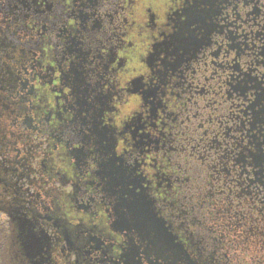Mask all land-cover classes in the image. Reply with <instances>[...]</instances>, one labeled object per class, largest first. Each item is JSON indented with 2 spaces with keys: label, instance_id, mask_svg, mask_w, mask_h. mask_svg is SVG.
I'll return each mask as SVG.
<instances>
[{
  "label": "flooded vegetation",
  "instance_id": "af4514ba",
  "mask_svg": "<svg viewBox=\"0 0 264 264\" xmlns=\"http://www.w3.org/2000/svg\"><path fill=\"white\" fill-rule=\"evenodd\" d=\"M0 264H264V0H0Z\"/></svg>",
  "mask_w": 264,
  "mask_h": 264
}]
</instances>
